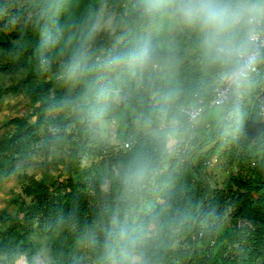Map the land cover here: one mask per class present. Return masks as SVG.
Instances as JSON below:
<instances>
[{"label":"trees","instance_id":"trees-1","mask_svg":"<svg viewBox=\"0 0 264 264\" xmlns=\"http://www.w3.org/2000/svg\"><path fill=\"white\" fill-rule=\"evenodd\" d=\"M175 2L0 0V28L12 26L0 29V73L13 75V83L0 85V103L23 92L35 116L10 119L14 129L0 140V185L15 176L29 198L21 217L0 213V264L19 257L37 264L34 234L47 238L50 264H86L84 255L111 264L122 251L137 252V264H264L261 80L245 81L230 96L201 144L170 151L166 119L178 111L186 121L180 108L210 99L240 63L236 54L226 62L209 59L201 36L181 22L178 48L157 47L159 13ZM103 6L127 9L124 29H94ZM141 52L142 61L131 59ZM57 108L59 115L47 116ZM227 111L234 112L230 119ZM100 122L117 124L119 146L102 141ZM224 127L237 137L223 138ZM224 141L237 171L212 187L203 171L206 155ZM40 142L46 160L52 148L69 146L62 188L49 185L47 173L37 178L17 170ZM84 157L95 161L82 166ZM227 210L232 227L223 229ZM181 237L185 248L174 246Z\"/></svg>","mask_w":264,"mask_h":264},{"label":"rangeland","instance_id":"rangeland-1","mask_svg":"<svg viewBox=\"0 0 264 264\" xmlns=\"http://www.w3.org/2000/svg\"><path fill=\"white\" fill-rule=\"evenodd\" d=\"M248 2H251L248 0ZM168 5L160 11L159 20L157 23L155 45L161 49H168L170 47L178 48L175 38L180 37L183 30L179 26V20L173 18L170 10L167 12ZM171 8V7H170ZM127 9L123 12L113 11L109 6H103L98 10L96 18L94 20L93 27L99 31L114 32L125 28L123 17L128 15ZM11 25L4 24L0 29L5 32H9ZM115 40L120 41V37L116 36ZM111 47H114L112 45ZM13 75L8 73H0V85H8L13 83ZM113 77L109 78L112 81ZM63 110L54 109L47 112V116L55 117L59 115ZM206 111V112H205ZM204 111V114L199 117L196 125L191 126L189 122L183 120L182 116L177 112L173 113L163 126L169 127L172 131L167 135V145L170 151H174L180 146L184 148H190L192 142L195 140L197 144H201L202 141L209 137V133L213 131L217 121L222 119L221 114L225 112V107L215 106ZM234 112L227 111L226 117L230 119ZM14 117H28L30 121L35 120V116L31 115V108L29 106V100L27 96L22 92L17 95H11L5 97L0 103V140L7 137L14 125L10 123V119ZM240 117L237 115L236 118ZM99 135L102 141L109 143V145H120V141L117 138V124L115 122H100L99 123ZM235 139L237 137L236 132L231 127L223 128V138ZM211 144L216 143L214 139ZM209 143V144H210ZM208 144V145H209ZM225 145H230V142L224 141L216 146L213 153L206 155V163L203 169L206 177V181L212 187H222L230 178V176L236 173L237 169L228 161V155L224 152ZM41 142L34 145L30 153L22 162L16 163L19 173L26 172L27 174H33L37 178H40L43 173H47V183L51 185L54 181H57L58 186L64 184L65 176L67 174L66 163L68 161L69 146H64L61 149L52 148L47 156V160L44 157L43 151L40 149ZM95 160L92 158L84 157L82 160V166H89ZM195 162V161H194ZM59 186V188H62ZM50 191H53V186L50 187ZM29 203V198L22 195V187L15 176H11L3 181L0 185V213L6 212L13 217H21L20 207H26ZM221 226L223 229L232 227L231 216L229 210H227L223 216ZM153 228L152 225L148 226V230ZM146 235V234H145ZM33 241L40 244V248L37 251L34 261L37 264H50L51 259L48 256L47 238L39 234L31 236ZM183 239L178 238L174 246L186 247V242H182ZM86 260V264H95L94 261H90L88 256H83ZM137 264L139 261V254L135 251H122L118 259H114L111 264ZM15 264H25L24 257H19Z\"/></svg>","mask_w":264,"mask_h":264},{"label":"clouds","instance_id":"clouds-1","mask_svg":"<svg viewBox=\"0 0 264 264\" xmlns=\"http://www.w3.org/2000/svg\"><path fill=\"white\" fill-rule=\"evenodd\" d=\"M170 13L201 36L209 59L226 62L233 54L241 55L242 63L233 70V75L239 76L251 59L244 52L255 38L256 25L264 18V0H176ZM144 58L143 52L131 56L137 61Z\"/></svg>","mask_w":264,"mask_h":264},{"label":"built area","instance_id":"built-area-1","mask_svg":"<svg viewBox=\"0 0 264 264\" xmlns=\"http://www.w3.org/2000/svg\"><path fill=\"white\" fill-rule=\"evenodd\" d=\"M239 59V65L242 63V57L236 54ZM245 57L250 56L247 66L244 68L242 74L234 76L233 71L223 76L219 83L213 89V95L210 99L205 101L201 98H195V102L180 108V112L186 117L187 121L195 124L199 117L203 115L204 111L215 106H223L228 103L230 96L242 87L245 81L259 78L262 83V96L259 104V115L264 121V20L255 28V38L253 39L249 49L244 53ZM152 106H156L153 102ZM130 143L123 144L124 148H128ZM185 148L178 147L173 152L175 154L183 153Z\"/></svg>","mask_w":264,"mask_h":264},{"label":"crops","instance_id":"crops-1","mask_svg":"<svg viewBox=\"0 0 264 264\" xmlns=\"http://www.w3.org/2000/svg\"><path fill=\"white\" fill-rule=\"evenodd\" d=\"M264 20V18H262Z\"/></svg>","mask_w":264,"mask_h":264}]
</instances>
